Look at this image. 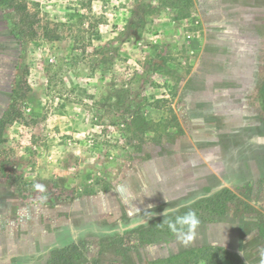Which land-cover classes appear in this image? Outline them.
<instances>
[{"label":"rangeland","instance_id":"1","mask_svg":"<svg viewBox=\"0 0 264 264\" xmlns=\"http://www.w3.org/2000/svg\"><path fill=\"white\" fill-rule=\"evenodd\" d=\"M28 2L67 24L0 0V264H264V0Z\"/></svg>","mask_w":264,"mask_h":264},{"label":"trees","instance_id":"2","mask_svg":"<svg viewBox=\"0 0 264 264\" xmlns=\"http://www.w3.org/2000/svg\"><path fill=\"white\" fill-rule=\"evenodd\" d=\"M9 7L14 9L18 17V26L20 33L23 36H27L30 39L38 37L39 29L45 28L44 34L50 40H59V29L62 26H66V22L53 21L51 19H44L41 12L32 9L28 0H6ZM45 22V23H44ZM30 66L25 62L20 67V73L17 75L16 80L12 88V96L8 106V109L4 112L0 119V140L3 138L4 133L9 125L18 122L25 118L23 111V105L26 104L33 91L29 82ZM3 140V139H2ZM213 248H207L200 251L198 255H194L193 260L188 257L180 259H172L161 261L160 264H199L203 258L207 259L206 264H223V261L227 258L222 256L219 252H212ZM63 252L69 251V247L63 248ZM211 252V253H209ZM211 255V256H210ZM215 259H214V258ZM235 264H241L240 261H236Z\"/></svg>","mask_w":264,"mask_h":264}]
</instances>
